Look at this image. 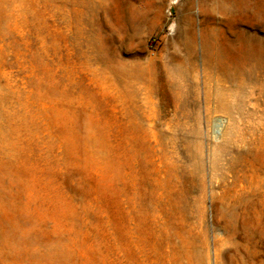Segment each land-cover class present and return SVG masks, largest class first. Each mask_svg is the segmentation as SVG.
<instances>
[{
  "label": "rangeland",
  "instance_id": "rangeland-1",
  "mask_svg": "<svg viewBox=\"0 0 264 264\" xmlns=\"http://www.w3.org/2000/svg\"><path fill=\"white\" fill-rule=\"evenodd\" d=\"M263 182L264 0H0V264H264Z\"/></svg>",
  "mask_w": 264,
  "mask_h": 264
},
{
  "label": "bare ground",
  "instance_id": "bare-ground-1",
  "mask_svg": "<svg viewBox=\"0 0 264 264\" xmlns=\"http://www.w3.org/2000/svg\"><path fill=\"white\" fill-rule=\"evenodd\" d=\"M241 191V195L232 197L226 206V216H230L229 222L236 226V237L243 239L245 231L246 234L254 231L258 214L261 213L264 220V182L260 188L242 186Z\"/></svg>",
  "mask_w": 264,
  "mask_h": 264
}]
</instances>
